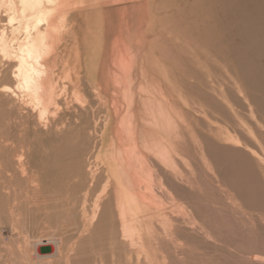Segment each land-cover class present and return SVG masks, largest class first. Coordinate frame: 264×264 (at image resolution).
I'll list each match as a JSON object with an SVG mask.
<instances>
[{"label": "rangeland", "instance_id": "rangeland-1", "mask_svg": "<svg viewBox=\"0 0 264 264\" xmlns=\"http://www.w3.org/2000/svg\"><path fill=\"white\" fill-rule=\"evenodd\" d=\"M214 1L217 7L222 6L218 0ZM240 1L229 2L235 4L232 12L227 3L219 11V16L224 15V21L220 18L224 29L217 32V43L206 47L207 37L203 34L196 59L207 63L205 67L197 70L196 59L189 52L179 57V47L170 41L172 50L167 65H156L149 57V61L143 62L153 63L152 67L134 70L132 83L128 72L114 76L117 87L105 92L107 110L97 103L86 74L81 85L91 110L84 111L73 101L74 78L65 79L68 73L66 76L59 71L55 73L60 78L57 92H65L74 105L64 117L63 125L69 123L64 126L62 137L67 138H57L55 142L54 137L43 136L39 140H16L20 142H16V153L21 149L31 153L30 173L35 176L21 181L18 173H13L16 164L12 161L8 163L9 173L1 176L0 203L5 204L1 209L7 217L0 220V264H152L151 260L153 264H264V0H244L242 30L238 28ZM213 39L216 40L215 36ZM100 71H96L95 77L98 84H103ZM131 84L135 88L133 96L128 94ZM116 109H120L119 113ZM159 111L165 120H160ZM190 121L205 144L214 170L210 173L215 178L209 181L203 178L200 189H194L179 175L173 162L167 165L155 160L154 185L161 191L155 192L154 198L166 209L163 213H168L172 226L157 222L163 225L158 231L163 245L149 250L134 244L122 232L121 217L112 197H106L100 207L95 203L109 173L103 162L113 147V151L118 148L113 138L117 125L126 127L130 123L137 136L141 133L146 141L154 143L167 140L166 133L174 135ZM161 122L165 123V130L160 128ZM146 131L149 133L145 134ZM218 131L220 135L215 134ZM53 153L58 155L57 162L53 161ZM45 155L47 160L43 158ZM170 155L171 160L178 157ZM182 165L190 170L185 162ZM12 208L19 216L13 214ZM108 211L113 216L104 213ZM124 246H129V251ZM256 256L257 260L250 261Z\"/></svg>", "mask_w": 264, "mask_h": 264}, {"label": "bare ground", "instance_id": "bare-ground-1", "mask_svg": "<svg viewBox=\"0 0 264 264\" xmlns=\"http://www.w3.org/2000/svg\"><path fill=\"white\" fill-rule=\"evenodd\" d=\"M218 2L222 4L221 7H217L214 0H0V179H3L2 174L4 176L9 173L8 163L10 161L16 164H13L16 167V172L13 171V173H18L21 181L31 180L35 176L32 172L30 173L29 166L32 163V158L28 155L31 153L27 154L21 148L22 151L16 153L17 139L19 141L29 138L39 140L43 136L47 139L54 137L55 142L57 138L60 140L67 138L62 137L66 131L64 126L69 123L63 125L64 117L71 113L74 105L72 106L73 102L71 104V100L68 99L65 92H57V80L60 78L56 77V72L65 73V76L68 73L69 75L64 77L65 79L68 77L71 80V76L74 78L73 101L84 111L91 110V106L87 104L88 101L84 100L82 92L84 87L81 85L83 75L86 74L89 88L94 92L93 96L97 103L106 109L108 101L105 98V92L109 88L111 90L117 87L115 77L118 74L119 77L120 75L124 76V72H128L126 74H129L131 81L132 72L138 68L152 67L153 63L167 65L172 50L169 46L170 41L179 47L177 49L179 57H184L185 53L189 52L195 59L199 57V45L202 46L203 34L207 37L204 40L208 43L206 47L214 42L217 43V32L224 29L220 24V18L222 16L224 21V15L219 16L218 13L221 8L224 9L226 3L231 12L235 5L226 0H218ZM243 2L244 0H241L240 6L237 5L241 19V23L238 19L240 30L244 28ZM214 36L216 40L213 39ZM165 38L168 39L165 40ZM203 49L207 50L202 48V51ZM149 57H152L153 63L144 65L143 61H149ZM206 64L200 63L199 59H196L195 68L200 70ZM97 70L102 71L100 74L104 79L103 84H98L96 80ZM133 90L135 88L131 84L128 94L133 96ZM160 109L163 112L162 108ZM119 110L116 109L118 113ZM158 116L160 120L165 117L161 115L160 111ZM177 116L179 117V115ZM188 118L191 117L188 116ZM145 119L143 118V123L146 124L147 120ZM176 120H178L177 117ZM190 122L186 126L181 125L182 127L174 135L166 133L167 140L161 139L154 143L151 140L146 141L145 136L141 133L137 136L135 128L130 123L126 127L117 125L113 138H116L118 148L113 151L114 147H111L112 151L105 156L103 162L107 165L109 173L105 175L102 193L96 195L99 196L98 200L96 197L95 203L98 202L99 206H97L100 207V203L106 197H112L121 217L122 232L135 241L134 244H141L149 250L158 249L163 245L158 233L159 227L163 225L159 226L158 223L172 226L168 213H163L166 209L154 198V193L161 191L160 187L154 185L156 176L152 170L155 168L153 165L155 160H160L165 164L170 162L169 165L173 162L179 175L184 178L189 187L194 189H200L203 178L208 181L215 178L210 173V171L214 173V170L207 156L205 144L199 131L194 128L195 124ZM121 123L122 119L119 124ZM72 125L74 126V124ZM165 127V123L161 122L160 128L165 130ZM147 133L149 132L146 131L145 134ZM215 134L220 135V132ZM110 140L114 141L115 139L110 137ZM11 152L16 154L9 155ZM171 153L178 154V157L174 156L175 160H171ZM46 156L48 155L43 156L45 160L48 159ZM53 157V161L57 162L58 155L55 153ZM182 161L189 166V171L183 167ZM201 165L206 166V169H202ZM88 171L87 173H89ZM89 174L91 175V173ZM8 177L10 179V176ZM39 193H42V190ZM83 197L85 196L83 195ZM3 204L0 203V220L1 217L5 218L6 216L5 211L1 209ZM11 210L13 211V208ZM86 210L88 211V209ZM104 213L110 214L109 211ZM13 214L16 217L19 216L15 212ZM107 228L109 229V227ZM168 235L170 236V232ZM136 250L137 248H135ZM257 259L258 256L252 257L250 261ZM151 261L153 264V260Z\"/></svg>", "mask_w": 264, "mask_h": 264}]
</instances>
